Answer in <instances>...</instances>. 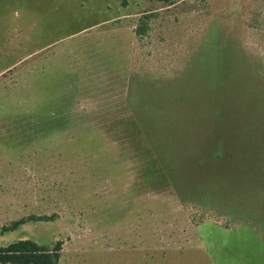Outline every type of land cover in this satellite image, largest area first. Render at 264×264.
I'll return each mask as SVG.
<instances>
[{
	"label": "rangeland",
	"instance_id": "rangeland-1",
	"mask_svg": "<svg viewBox=\"0 0 264 264\" xmlns=\"http://www.w3.org/2000/svg\"><path fill=\"white\" fill-rule=\"evenodd\" d=\"M19 240L264 264V0H0V247Z\"/></svg>",
	"mask_w": 264,
	"mask_h": 264
},
{
	"label": "trees",
	"instance_id": "trees-1",
	"mask_svg": "<svg viewBox=\"0 0 264 264\" xmlns=\"http://www.w3.org/2000/svg\"><path fill=\"white\" fill-rule=\"evenodd\" d=\"M166 3L168 0H156ZM146 33V27L137 26L135 34L143 36ZM27 220L34 222H47L50 218L45 216L29 217ZM24 220L14 222L10 227H5L2 231H13ZM60 243L54 244L51 248L38 245L31 240H19L0 247V264H57L59 260Z\"/></svg>",
	"mask_w": 264,
	"mask_h": 264
}]
</instances>
